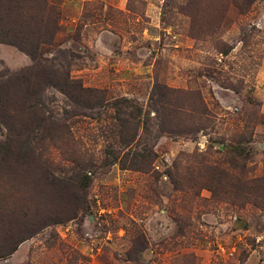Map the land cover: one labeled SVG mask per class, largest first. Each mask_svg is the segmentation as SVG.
Instances as JSON below:
<instances>
[{
  "label": "rangeland",
  "instance_id": "374dc122",
  "mask_svg": "<svg viewBox=\"0 0 264 264\" xmlns=\"http://www.w3.org/2000/svg\"><path fill=\"white\" fill-rule=\"evenodd\" d=\"M235 2L0 0L2 102L35 64L27 51L95 90L76 104L45 87L65 135L36 130L31 165L0 170V201L32 196L65 217L68 186L44 182L83 170V209L0 264H264V0ZM7 124L0 111L2 144ZM7 229L1 246L16 239L15 217Z\"/></svg>",
  "mask_w": 264,
  "mask_h": 264
},
{
  "label": "trees",
  "instance_id": "16d2710c",
  "mask_svg": "<svg viewBox=\"0 0 264 264\" xmlns=\"http://www.w3.org/2000/svg\"><path fill=\"white\" fill-rule=\"evenodd\" d=\"M253 0H236L235 4L241 11H244ZM20 45V44H15ZM18 47V46H17ZM19 49L25 51L22 46ZM26 52V51H25ZM35 61L34 66L29 69L23 70L15 74L12 78L13 91L9 94V106L8 103H4L0 100L1 112H8L9 114V138L5 143H0V170L8 171L9 174L13 170H17L21 166L31 165L29 161H33L36 157L37 143L34 140L33 133L38 129H43L44 137L42 141L48 139L53 143L60 140L65 135L67 128L65 124L60 123L52 115H47L44 102L45 87L52 86L57 87L66 96L73 100L76 104H80L81 101H88L91 94H95V90L85 88L80 81L71 80L68 73L61 72L60 70H54L43 65L42 62L37 60L35 52H28ZM9 85V81L7 83ZM3 89V83H1ZM2 89H0L2 91ZM97 93H99L97 91ZM102 94V93H100ZM92 106L100 105L99 100ZM129 101L121 100L117 105L118 113L122 112V106ZM90 107V103H87ZM139 108L133 107V111H137ZM123 121V120H122ZM126 125V122L124 123ZM32 133V134H31ZM38 151V149H37ZM117 161V157L114 156V160H109L106 165L114 164ZM81 170V169H80ZM51 179V180H50ZM63 178L62 180L51 177L47 178L44 182V188L57 186L64 188L68 186L66 190L75 200L76 208L72 214L63 216V213L58 211L46 212L43 211L42 206H39V201H33L31 198H16L15 194L9 198V203L5 199L0 201V231L7 229L10 224V218L15 217L18 222V233L15 236V241L8 243L5 246L0 245V258L7 257L13 254L18 246L38 235L43 229L51 225L60 224L67 220H73L77 216L78 203L81 210L84 207L86 201V190L89 186V178L81 170L74 176V179ZM42 182V181H41ZM255 183H250V186H254ZM245 195H241L240 200L242 203L248 200V197L252 195L251 188L249 186L242 187ZM11 195V191L9 188ZM10 197V196H9ZM254 196H252L253 199ZM254 200V199H253ZM254 203L257 201L254 200ZM36 205V206H35ZM36 207V209H33ZM9 208V214H8ZM3 239H0V242Z\"/></svg>",
  "mask_w": 264,
  "mask_h": 264
}]
</instances>
